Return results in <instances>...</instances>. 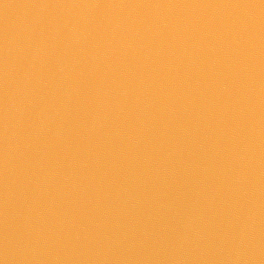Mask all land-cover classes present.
<instances>
[{
	"label": "water",
	"instance_id": "obj_1",
	"mask_svg": "<svg viewBox=\"0 0 264 264\" xmlns=\"http://www.w3.org/2000/svg\"><path fill=\"white\" fill-rule=\"evenodd\" d=\"M0 264H264V0H0Z\"/></svg>",
	"mask_w": 264,
	"mask_h": 264
}]
</instances>
